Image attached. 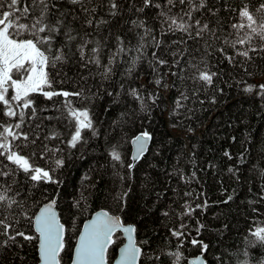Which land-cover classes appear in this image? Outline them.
<instances>
[{
    "label": "trees",
    "instance_id": "trees-1",
    "mask_svg": "<svg viewBox=\"0 0 264 264\" xmlns=\"http://www.w3.org/2000/svg\"><path fill=\"white\" fill-rule=\"evenodd\" d=\"M0 2L7 6V0ZM118 2L120 12L113 17L107 0H94L89 7H96V12L88 17L79 6L60 0L61 7L76 17L74 21L71 15L68 19L79 35L87 32L88 39L100 41L102 65L108 64L116 52L117 37L130 51L117 57L107 79L100 75L102 68L93 64L85 67L78 54L48 69L52 89L83 92L81 97L54 96L51 100L40 92L32 94L37 117L54 119L26 123L24 131L30 127L35 130L37 123L41 125V139L23 151L35 152V164L50 170L55 183L35 184L23 171L12 173L16 166L0 157L8 165L3 171L11 173L0 176V184L10 185L13 194L19 191L16 199L29 215L35 214L44 202L56 200L65 223L61 264L70 263L83 221L99 208L136 225L137 242L142 246L140 264H174L177 252L181 254L179 264L200 253L207 264H264V245L254 243L249 231L264 227V89L260 88L264 79H255L264 74V53L251 54L253 59L246 60L223 43L225 38L234 39L231 25L238 22V13L232 9H238L241 0H207L208 8L194 15L202 23L207 22L215 35L205 32L203 38H190L179 31L161 35L166 29L157 18L158 9L146 8L137 13L132 5L140 6V0ZM257 2L251 0L252 5ZM172 11H179V6ZM88 18L94 19L91 27L85 22ZM138 18L153 30L143 41V29L131 24ZM98 20L107 23L97 28ZM153 36L161 41L159 48L154 46ZM62 40L58 36L57 44ZM140 43L145 45L142 54L136 51ZM237 47L244 50L243 46ZM154 52L167 63L158 64ZM138 55L140 58L128 74L130 61ZM227 56L234 59L229 62ZM204 71L216 74L211 84L198 78ZM142 77H146L144 85L138 82ZM249 86L251 92L246 91ZM167 87L168 98L162 91ZM132 89L138 90L142 101L131 95ZM65 99L77 108H88L95 129V134L84 130L83 141L75 148L67 143L70 125L61 116ZM5 121L14 123L15 118L0 111V122ZM169 126L190 130L203 127V131L189 135L188 148L185 139L172 133ZM53 130L60 138L45 140ZM144 131L152 136L150 146L138 161H133L131 141ZM44 144L59 150L41 157ZM113 150L120 153L122 162L113 161ZM57 159L63 160L61 166H57ZM130 164L133 167L129 168ZM186 206L193 209L190 215L184 214ZM0 214L10 220L15 215L20 230L37 236L19 208L5 207ZM181 224L186 227L182 229L184 236L178 239L173 231ZM193 239L207 244V250L193 245ZM114 240L108 250L109 261L123 242L121 233L117 232ZM38 261V239L17 237L15 244L0 249V264Z\"/></svg>",
    "mask_w": 264,
    "mask_h": 264
},
{
    "label": "snow or ice",
    "instance_id": "snow-or-ice-1",
    "mask_svg": "<svg viewBox=\"0 0 264 264\" xmlns=\"http://www.w3.org/2000/svg\"><path fill=\"white\" fill-rule=\"evenodd\" d=\"M67 2L73 6H79L80 11L88 17H93L96 12V7H89L90 4L94 3V0H67ZM100 2L102 3V0ZM107 3L109 14L113 17L117 16L120 12L118 0H107ZM178 6L179 11L173 12L172 10ZM132 7L137 13H143L146 8L158 9L157 18L161 21V27L166 29V31L161 32V35L175 34L177 31L187 34L190 38H203L205 32L215 35L207 22L202 23L194 15L208 8L207 0H163V3L158 2V0H140V6L133 3ZM208 10L212 11L211 9ZM232 10L238 13V22L231 25L233 33L230 35H234V39L225 38L224 45L235 49L236 55L242 56L246 60L253 59L251 54L264 53V0H258L255 5L251 4V0H241V6ZM213 14L215 13L213 12ZM70 15L74 21L76 17L69 10L61 7L60 0H7L6 7L3 2H0V105L3 106L0 111L6 117L15 118L14 123L0 122V157L16 166L15 169L11 170L12 173L23 171L27 178L35 184L40 182L55 183V181L50 170L35 164L33 160L36 155L35 152L25 154L23 151L29 144L35 145L37 140L41 139L38 131L41 125L35 124V130L32 127L29 128V131L23 129L26 123L33 119L51 120L54 118L37 117V108L32 94L40 92L49 100L54 96L68 98L83 95L82 91L70 93L52 89L48 69L55 68L57 63H67L69 59L78 54L85 67L93 64L98 69L102 68L103 71L100 75L107 79L113 71L117 57L130 51L125 47L124 42L117 37L118 48L116 52L110 56L108 64L102 65L100 41L94 42L88 39L90 34L87 32L80 36L72 27V21L68 19ZM85 22L91 27L94 19L88 18ZM105 23H107L105 20L95 21L97 28ZM131 24L135 28L143 29L141 41L153 31L148 28L144 19L132 20ZM58 36L63 37L59 44L56 42ZM152 40L154 46L159 48L161 41L157 40L155 36L152 37ZM254 41H258V43H254ZM90 44H94V46L89 48ZM238 45L243 46L244 50H240ZM144 46L143 43H140L136 51L142 54ZM73 47L75 51H73ZM220 51L223 52L224 48L222 47ZM173 55L175 56L176 53ZM153 57L160 65L167 63L166 60L160 59L155 52ZM139 58L138 55L130 61L127 69L128 74H131ZM226 58L229 62L234 59L231 56ZM215 75V73L204 71L199 74L198 78L211 84ZM156 83L159 84L160 81L157 80ZM260 88L264 89V85H260ZM10 89L11 94H9ZM246 91L251 92L252 86H249ZM131 95L142 101L138 90L132 89ZM85 98L87 99V97ZM63 108L65 111L61 113V116L67 119L70 125V138L67 143L70 147L75 148L78 143L83 141L82 133L84 130L90 129L95 134L93 120L88 108H77L73 106L71 100L65 99ZM59 138V134L54 130L44 137L45 140ZM151 138L147 131L134 137L132 140L136 146L134 160L143 155L146 144ZM17 141L20 143H16ZM43 149L44 151L40 153L41 157L45 153L59 150L53 149L47 144L43 145ZM225 155L228 154L225 153ZM111 158L113 161L122 162L121 155L116 150L111 152ZM56 164L61 166L63 160L57 159ZM7 167L8 165L0 161V176L11 174L3 171ZM128 167L131 168L133 165L130 164ZM19 195V191L13 194L10 185L0 184V209L5 207L9 210L13 207L19 208L20 214L32 224L38 235L34 237L20 230V221L15 215H12L10 220L8 216L0 214V237H3L0 239V249L15 244L17 237L26 241L38 239L41 264H61L60 253L64 249L65 230L54 210L55 201H49L40 207L38 213L29 215L27 211H24V204L16 199V196ZM186 208L187 211L184 214L190 215L193 209L188 206ZM185 227L184 224H181L179 229L173 231V235L178 239L183 237L182 229ZM249 231L254 237V243L264 245V227L256 226ZM117 232L125 233L128 243L120 249V256L116 264H137L141 249L137 247L133 239L135 228L130 225L125 226L119 217L109 215L108 212L97 213L94 219L84 225L75 247L74 264H108L107 250L110 245L115 243L113 237ZM191 243L201 245L203 250L208 248L207 244L196 239H193ZM174 255L176 256L174 264H179L181 254L177 252Z\"/></svg>",
    "mask_w": 264,
    "mask_h": 264
},
{
    "label": "water",
    "instance_id": "water-1",
    "mask_svg": "<svg viewBox=\"0 0 264 264\" xmlns=\"http://www.w3.org/2000/svg\"><path fill=\"white\" fill-rule=\"evenodd\" d=\"M140 133H141V132H140ZM140 133H138L137 135H139ZM149 134H150V133H149ZM150 135H151V134H150ZM134 137H135V136H134ZM134 137H133V139H134ZM151 137H152V136H151ZM133 139H132V140H133ZM151 140H152V138L147 142V144H146V150H145V152L143 153V155L147 152V150H148V148H149V146H150ZM131 145H132V153H131V155H132V159H133V156L136 154V146L132 143V141H131ZM143 155H142V156H143ZM142 156H140L138 159H135V160L133 159V161H138ZM52 200L55 201L54 210H55V212H56V214H57V218H58L59 222H60L61 224L64 225V230H65V223L61 220V217H60V215H59L58 208H57V206H56V200H55V199H50V200L44 202L40 207H42L44 204H46V203H48L49 201H52ZM40 207L38 208V210L36 211V213L39 212ZM99 212H108L109 215L119 217L120 220H121V222H122L125 226H129V225H130V226H133V227L135 228V232L133 233V239H134V241H135L137 247H139V248L141 249V255H142V246L137 242L136 225H135L134 223H132V222H124V220H123V218L121 217V215H119V214H115V213H112L111 211H109V210L106 209V208H99V209H96L95 211H93V212L91 213V215H90L87 219H85V220L83 221L82 226H81V229H80V231H79V233H78V236H77V239H76L75 245H74V247H73V249H72V255H71V259H70V263H69V264H74V258H75V247H76V245H77V243H78L79 235H80V233H81V232L83 231V229H84V225L87 224V223H89L92 219H94L95 216H96V214L99 213ZM34 230H35V229H34ZM119 233H121V236L123 237V242L118 246L116 256L112 259V261H109V260H108V250H109V248H110L111 245L109 246V248H108V250H107V254H106V259H107V261H108V264H116V261L119 259V256H120V249L123 248V247L128 243L127 235H126L125 233H123V232H119ZM36 234H37V233H36ZM37 235H38V234H37ZM114 236H115V235H114ZM64 237H65V231H64ZM113 239H114V237H113ZM38 247H39V240H38ZM141 255H140V257L138 258L137 264H140ZM38 257H39L38 264H41L40 256H39V250H38ZM197 262H198V264H207V259H206V257L204 256L203 253H200V254H198V255H195V256L190 257V258L187 260V262H186L185 264H197Z\"/></svg>",
    "mask_w": 264,
    "mask_h": 264
},
{
    "label": "rangeland",
    "instance_id": "rangeland-1",
    "mask_svg": "<svg viewBox=\"0 0 264 264\" xmlns=\"http://www.w3.org/2000/svg\"><path fill=\"white\" fill-rule=\"evenodd\" d=\"M170 68H171V66H170ZM170 68L168 69V72H167L168 81L170 79V71H169ZM255 79L256 80H263L264 74L259 75L258 77H255ZM138 82L140 84L144 85L146 83V77H142L140 80H138ZM162 91L165 94V96L168 98L169 94H170L169 87L164 88ZM164 117H165L166 123H168L167 112L164 113ZM169 130L176 135L182 136L186 141V147H188L189 146V135L193 134V133L202 134L203 127H199L195 130H190V129H179V128H174V127L169 126Z\"/></svg>",
    "mask_w": 264,
    "mask_h": 264
}]
</instances>
